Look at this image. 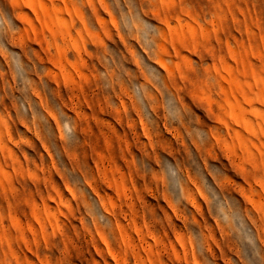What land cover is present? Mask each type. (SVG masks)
<instances>
[{
	"label": "rangeland",
	"instance_id": "rangeland-1",
	"mask_svg": "<svg viewBox=\"0 0 264 264\" xmlns=\"http://www.w3.org/2000/svg\"><path fill=\"white\" fill-rule=\"evenodd\" d=\"M0 264H264V0H0Z\"/></svg>",
	"mask_w": 264,
	"mask_h": 264
}]
</instances>
